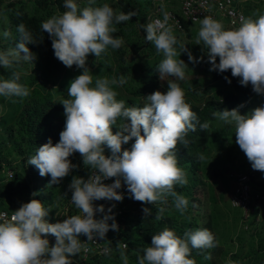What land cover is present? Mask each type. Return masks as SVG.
<instances>
[{
    "label": "clouds",
    "instance_id": "obj_1",
    "mask_svg": "<svg viewBox=\"0 0 264 264\" xmlns=\"http://www.w3.org/2000/svg\"><path fill=\"white\" fill-rule=\"evenodd\" d=\"M94 4L95 0H88V6L80 8L76 0H64L66 11L53 15L41 25L51 38L55 57L68 68L75 65L82 69V74L70 82L69 98L61 102L66 121L59 142L53 146L49 139L27 161L42 177L50 175L49 185H55L73 169H78L69 157L79 153L90 175L87 180L74 176L69 190L71 202L82 214L71 215L63 222L49 223L46 220L49 211L39 200L22 204L12 211L10 218L0 222V264H73L70 257L82 250L87 252L89 242H95L96 237L104 239L109 230H119L111 214L115 205L106 212L103 205L95 207L93 202L122 201L124 197L117 191L122 183L135 201L156 204L172 196L174 206L181 214L187 210L188 199L175 190L177 185L187 184L186 173L178 166L176 148L178 144L188 145L185 137L189 131H196L197 113L185 101V92L176 82L167 83L166 93L155 91L148 95L142 107H129L116 99L113 86L127 83L124 76L111 80L97 78L93 85V75L86 66L87 57L89 54L99 57L109 46L119 49L123 39L113 37L117 31L115 25L137 15L135 12L117 14L108 4L99 7ZM257 16V19L241 18L239 27L225 30L221 21L207 15L200 19L196 42L197 45L203 43V51L207 49L210 71L231 70L233 77L240 78L241 86L250 84L256 94L264 95V14L257 13ZM169 19L170 14L165 11L163 20L156 19L143 25L145 39L155 46L157 53H163L164 58L156 69L160 78L171 76L183 80L188 66L180 58L176 59L178 53L174 46L178 41L168 25ZM17 32L19 42L16 46L0 51V66L5 69L21 61L32 63L36 59L27 47L36 43L31 31L21 23ZM3 36L8 37L10 33L5 31ZM181 47L182 53L187 52L189 62L195 64L203 60V56L197 60L185 46ZM19 79L16 72H12L9 79L0 77V95L27 97L29 89L20 84ZM242 107L244 105L213 115L234 126L235 143L252 169L264 172V106L243 115L240 113ZM118 119L123 122L119 131L113 134L112 128ZM208 127V122L200 124L201 130ZM133 139L135 142L130 150L122 148ZM105 146L110 155H105ZM111 178H115L113 183H103ZM162 211L157 210L155 219H160L159 212ZM97 212L103 214L101 219L95 218ZM143 212L145 218L151 215L147 207ZM7 216L6 212L0 213V219ZM48 235L55 237L54 246H49V240L45 238ZM80 236L87 237V242H81ZM217 246L214 235L207 228L186 232L181 238L165 227L153 235L151 246L144 249L143 256L137 254V260L138 264H196L189 258L191 249ZM127 247V244L117 243L123 264H128ZM111 251V247L103 249L105 255ZM205 259H211V255ZM227 264L239 262L229 259Z\"/></svg>",
    "mask_w": 264,
    "mask_h": 264
},
{
    "label": "trees",
    "instance_id": "obj_2",
    "mask_svg": "<svg viewBox=\"0 0 264 264\" xmlns=\"http://www.w3.org/2000/svg\"><path fill=\"white\" fill-rule=\"evenodd\" d=\"M32 3H34L33 7ZM256 3L255 1L238 4L237 8L241 9L248 18L251 17L249 9ZM103 4H108L117 14L135 12L137 15L126 22L115 25L117 31L112 34L113 37L125 39L119 49L109 46L99 57L94 54H89L87 57L86 66L93 75V85L97 78L106 77L111 80L124 76L127 83L122 86H113V90L117 92L116 99L124 101L129 107H142L148 95L155 91L166 93L165 87L168 85L162 81L156 70L164 58L163 53H157L155 46L146 41V32L143 29V25L148 23L147 18L152 7V0H145V4L148 5L147 11L144 10L145 5L138 0H95L93 6L99 7ZM63 5L64 0H12L2 6L0 0L1 18L8 19L9 28H15L11 42L13 48L19 42L17 27L21 23L31 31L36 42L27 45L29 50L36 55V59L30 64L27 61H21L16 66L19 69L25 68L24 72L18 74L19 83L26 86L30 94L27 97L13 96L3 102L6 110L0 119V213L3 211L12 213L22 203L37 199L49 211L46 220H50L51 223L61 222L55 219V212L65 207L71 199L72 192L69 190V184L74 176L77 177L83 172L82 167L84 166L78 165L77 171L75 173L71 171L61 183L49 185L51 176L42 177L34 165L27 163L29 158L35 155L36 150L46 144L49 139L53 146L59 142L66 117L62 103L55 99V93H64L65 88L68 89L70 86V82L82 74V69L75 65L68 68L55 57L51 38L41 27L42 23L53 15L66 11ZM78 5L80 8L86 7L88 0ZM191 25L184 21L186 32L190 30ZM132 34H135L137 41L131 39ZM173 34L177 38V45H180L181 35L179 34L181 32L173 31ZM3 38H5L3 35L0 36V41ZM128 43L134 48L133 50L129 48ZM176 50L178 59L181 53L178 48ZM134 54L138 55L139 61L144 60L140 64L134 59L129 61ZM147 56L151 57L150 60H145ZM209 66H211L210 63ZM12 68L14 69L15 65ZM210 74L212 82L220 87L214 95L205 97L206 93L200 98L193 93H185V101L197 113L199 119L196 131H189L185 137L189 142L188 145L185 147L183 144H178L176 148L178 166L186 173L187 184L183 187L177 185L175 190L188 199L187 210L181 214L175 208L172 196H168L164 202L143 204L130 198L127 186H122L117 190L124 197L122 201L108 205H105V200L93 202L95 207L103 205L106 212L108 208L115 205L111 214L114 215L115 221L121 222L122 228L120 231L109 230L106 234L108 238L106 245L111 247L112 251L106 256H91L84 264H123L120 250L117 248L118 242L128 245L125 249L128 264H138L137 254L143 256L144 249L151 246L153 235L159 234L165 227L174 230L181 238L186 232L197 229L207 228L212 232L218 246L210 249H191L189 258L194 259L196 264H227L229 259L239 264H264V225L258 232V245L249 251H246L239 234L240 223L250 227L260 223L257 222L260 210L246 220L241 210L232 207L227 194L232 195L235 186H228L224 189L218 186L217 180L227 175L217 167L218 159L213 156L215 153L223 152L227 148L226 142L229 141L228 133L222 128L218 129L216 124L219 119L213 113L222 112L225 109L231 111L240 104H253L255 100L264 106V95L256 94L250 84L247 87L241 86L240 78L233 77L231 70L223 73L218 70L211 71ZM225 77L231 83H228ZM189 82H195L196 86L198 83L204 84V81L198 78L188 80ZM188 83L184 87L193 89L188 86ZM225 84L231 86V89L224 90ZM122 122V119L117 120V124L112 128L113 134L119 131L118 128ZM205 122H208L209 127L201 130L200 124ZM134 142L133 139L126 145L132 146ZM105 151L111 154L106 146ZM201 156L203 159H200ZM81 158L79 153H74L69 157L74 165H77L76 162ZM12 160L16 165L11 166L9 170L13 171L14 176L6 183H1L5 177V169L7 165H11ZM86 173L90 175V170L87 168ZM259 180H261L260 177ZM259 180L254 181L253 192L264 194L257 188L264 189V181L256 183ZM228 182L225 179V184ZM34 193H36L35 196ZM145 207L151 212L147 218L143 212ZM158 209H163V211L159 212L160 219H155ZM119 211L122 212L121 215ZM102 216V213L97 212L95 218L101 219ZM111 223L110 220L109 224ZM84 237L78 238L82 242ZM45 238L49 240L50 247L55 245L53 237L48 235ZM226 242L237 245L236 249L230 253V257L224 248ZM209 254L211 259H205V256Z\"/></svg>",
    "mask_w": 264,
    "mask_h": 264
},
{
    "label": "rangeland",
    "instance_id": "obj_3",
    "mask_svg": "<svg viewBox=\"0 0 264 264\" xmlns=\"http://www.w3.org/2000/svg\"><path fill=\"white\" fill-rule=\"evenodd\" d=\"M10 1H12V0H1L2 6H4L5 4H8ZM138 1L142 2L145 5L144 10L147 11L146 8H148V5L145 4V0H138ZM154 1L155 0H152V7L150 10V13H151L153 7H155ZM155 3H156V1H155ZM33 4L34 3H32V5H31L32 7H33ZM32 7H30V8H32ZM249 13L253 19L258 18L257 13L264 14V0H258L257 3L255 4V6H253L252 8L249 9ZM223 25L225 27V30L231 29V27L228 26L226 23H223ZM200 27H201L200 22L192 24L190 27V30L188 32L185 31L179 35H181L180 45L182 44L183 46H185L187 51H190L192 53V55L197 60H200L201 56H203V60L201 62L195 63V64L189 62L187 52L182 53L183 48L180 47V45L178 44L175 46V48L176 49L178 48V50H180V53H181L180 56L181 57H179V58L181 60H183L188 66V69L185 72V78L183 80H179V79H177L175 77H171V76H163L161 78H162V81H164V83H166V84L168 82H170L172 79L171 82L179 83L181 88L184 90L185 93L186 92L193 93V95H195V96L198 95L200 98H202L203 95H205L206 93H207V95H205V97L214 95V93H216L220 89V87H218L217 84L215 82H212V80H211V76H210L211 75L210 74L211 66H209L208 57L206 55L207 49L206 48L204 49L205 52L202 50V47H204L202 42L200 45H197L196 41H197V36H198V32H199ZM14 29L15 28H12V27L9 28V21L7 18H1V16H0V36H2L3 32H5V31H8L10 33V36L5 37V38H3L2 41H0V51H7V50L13 48V46L11 45L12 44L11 42L13 41V37H14V32H13ZM131 36H132V38H131L132 40L137 41L135 39V38H137L135 36V34H132ZM128 45H129V48L131 50L134 49L129 43H128ZM180 48L182 49V51ZM150 58L147 56V57H145V60H150ZM133 59L136 60V62L138 64H140L144 60L143 59L142 61H139L137 54H134L133 57L129 58V61H131ZM218 61H219V58L217 57L216 62H218ZM27 63L30 64V62H27ZM16 66L17 65H15L14 69L13 68L5 69L1 66L2 78H4V79H6V77H7V79L11 78L12 72H16L17 74L24 72L23 69H25V68L19 69V67L16 68ZM139 74H141V73H139ZM193 78L202 79L204 81V84L198 83V86H196L195 82L194 83H192V82L188 83V80H191ZM187 83H188V86L192 87L193 89H187V87H184V85L186 86ZM167 89H168V85H167V87H165V91H167ZM223 89L224 90H230L231 86H229L228 84H225ZM9 98L10 97L0 95V119H1V115L3 114L4 110H6V107H5L3 102L5 99H9ZM67 98H69L67 88H65V91L62 94H56L55 93V99L59 103H61L64 99H67ZM240 105H244V107L240 108V113L242 115L247 114L249 111H251L257 107L263 106L260 102H258V100H255L253 104H240ZM216 125L218 126V129L222 128L229 135V141L226 142L227 148L223 152L215 153L213 155V156H216L218 159L216 162L217 167L223 172V174L227 175V177H221L220 179L217 180L218 186L220 188L224 189V188H227L228 186H232V187L235 186L234 182H235L236 176L239 175L240 173L247 172L249 166H248V159H247L246 155L239 148V146L235 143L234 126L225 124V122L221 121L220 119L218 120ZM122 148L130 150L131 145L130 146L129 145H126V146L123 145ZM105 155H109V153L105 151ZM76 163H77V165L82 166L83 165L82 158L80 161H77ZM15 165L16 164L13 163V160L11 161V165H7L6 169H8V170L5 171V177L2 179L1 183H6V181H8L7 172L9 171V168L11 166L14 167ZM76 171H77V169L72 170L73 173H75ZM82 171L83 172L79 173L77 175V177L87 180L89 177V174L86 173V167L85 166L82 167ZM225 179H227L229 181L227 184H225ZM260 179H264V175L260 176ZM259 181L256 183L257 184L262 183L261 180H259ZM122 186H126V185H123V183H122ZM254 188L255 189L258 188V190L264 192V189H261L262 187L256 188L254 186ZM226 192H227V190H226ZM230 197H231V193H230V195L228 193L227 198L229 200H230ZM236 211L239 212V210H236ZM80 214H82L80 212V210L77 209L75 207V205L71 202V199H69L68 202L66 203L65 207H61V208L56 210L55 219L63 222V220L65 218H67L71 215H80ZM47 221L49 223H51L50 220H47ZM259 221H261L260 224L254 225L253 227L244 225V223H240L241 225L239 227L240 228L239 234H240V238L243 241V245H244L246 251H249L250 249H252V247L256 248V246L258 245V242H259L258 232L261 230L262 226L264 225V205H263L262 211L260 212ZM228 232L231 233V231H228ZM50 236L53 237L54 241H55V237L52 235H50ZM234 245H235V248H234ZM236 247H237L236 244L226 242L224 248L229 253L228 257H230V253L234 249H236Z\"/></svg>",
    "mask_w": 264,
    "mask_h": 264
},
{
    "label": "built area",
    "instance_id": "obj_4",
    "mask_svg": "<svg viewBox=\"0 0 264 264\" xmlns=\"http://www.w3.org/2000/svg\"><path fill=\"white\" fill-rule=\"evenodd\" d=\"M85 0H76L78 4H81ZM156 1V3H155ZM154 6L151 13L148 15V22H152L156 19L163 20V12H168L170 14V19L168 25L172 27L173 31L185 32L184 21L195 24L199 23L200 19L205 16L210 15L218 21H225V23L233 27H239L241 18H246L243 11L237 8L238 4L257 2L258 0H170L175 4V7H168L169 0H155ZM163 6V8H162ZM0 77L1 76V66H0ZM107 156V155H106ZM249 169L247 172L240 173L235 179V190L230 197V202L233 208L239 209L243 212L244 218L248 220L252 215L257 213L264 205V194L253 192V183L255 180H259V177L264 175V172L253 170L250 162L248 161ZM7 169H5L6 171ZM5 173V172H4ZM8 180H11L14 176L13 171L9 170L7 172ZM115 178H111L103 181L105 184L113 183ZM30 202V201H29ZM105 205L110 203H117V201L105 200ZM24 204V203H22ZM8 213L7 217L0 219L10 218L12 213L3 211L1 213ZM122 212L119 211V215ZM259 221V217L257 222ZM118 228H122L121 222L116 220ZM107 237L100 239L95 238V242H89L87 252L81 251L79 264H84V262L94 255L106 256L103 252L106 245ZM83 243L87 242V237L82 240ZM108 255V254H107Z\"/></svg>",
    "mask_w": 264,
    "mask_h": 264
},
{
    "label": "crops",
    "instance_id": "obj_5",
    "mask_svg": "<svg viewBox=\"0 0 264 264\" xmlns=\"http://www.w3.org/2000/svg\"><path fill=\"white\" fill-rule=\"evenodd\" d=\"M168 7H173L174 8L175 4L169 0L168 1ZM222 23H225V21H223ZM263 181H264V179H261V182H263ZM262 208L259 211V219H260V212L262 211ZM259 222H261V221H259ZM80 254H81V252L79 254H76L75 256L70 257V259L72 260L73 264H79V262H80Z\"/></svg>",
    "mask_w": 264,
    "mask_h": 264
}]
</instances>
